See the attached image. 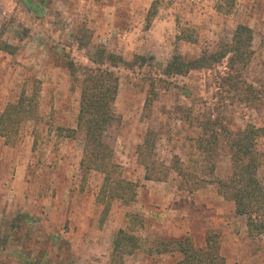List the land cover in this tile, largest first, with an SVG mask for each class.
<instances>
[{"label":"rangeland","instance_id":"rangeland-1","mask_svg":"<svg viewBox=\"0 0 264 264\" xmlns=\"http://www.w3.org/2000/svg\"><path fill=\"white\" fill-rule=\"evenodd\" d=\"M240 24L253 30L254 42L238 86L224 81L226 64L165 74L173 56L188 61L213 52ZM0 42L18 48L14 56L0 51V117L23 91L38 96V118L13 139L0 136V264H110L116 234L131 217L146 251L124 264H177L178 253L147 250L172 238L205 248L209 233L219 234L226 264H264V228L251 232L220 192L232 174L223 140L213 157L198 143L209 121L218 131L264 127V0L233 7L226 0H0ZM99 48L124 60L108 65L120 78V122L105 142L137 186L135 201H114L106 218L98 201L104 176L83 172L84 141L69 137L77 128L78 81L95 67ZM149 131L157 135L152 157L162 181H147L138 160ZM258 149L264 154V139ZM258 176L264 184V160ZM257 222L264 224V213Z\"/></svg>","mask_w":264,"mask_h":264},{"label":"trees","instance_id":"trees-1","mask_svg":"<svg viewBox=\"0 0 264 264\" xmlns=\"http://www.w3.org/2000/svg\"><path fill=\"white\" fill-rule=\"evenodd\" d=\"M233 7L235 0H226ZM254 42L253 30L244 24L235 29L232 39L220 42L213 52H204L199 58L184 60L181 55L173 56L165 69L167 76H186L194 71L212 70L226 64L227 72L224 81L229 85L238 86V79L244 69L251 63ZM0 51L14 56L18 48L11 44L0 42ZM142 63L147 59L142 58ZM95 67L89 69L82 80L77 128L70 130L69 137L82 136L84 141L81 169L85 173L96 171L104 176L98 201L105 207V217L114 201L130 205L135 201L136 184L126 180L119 167L113 163V151L105 142L109 129L120 122L115 113V102L120 87L119 76L108 68L124 64L122 57L109 53L105 48H99L95 54ZM75 76L74 70L72 71ZM226 75V76H225ZM236 84V85H235ZM37 92L31 96L23 91L18 102L9 104L0 117V136L7 140L13 139L25 122L38 118ZM154 92L147 98V110L152 106ZM212 121L202 124V137L199 149L209 157L216 153L217 145L223 140L229 154L232 174L220 181L221 194L235 205V214L247 217L248 228L262 231L263 222L259 225L257 219L264 213V184L260 181L258 171L264 160V154L258 149V142L264 139V127L248 125L237 131L222 128L215 129ZM156 133L149 131L143 143L138 147V160L144 167L147 181H162L165 179L163 169L153 160ZM181 171L176 163L173 166ZM137 220L131 217L129 227L121 229L116 234L110 264H124L126 257L137 252L146 251L141 239L135 235ZM8 239L2 240V246ZM220 237L217 233H209L206 237L205 248H197L189 238H172L156 243L154 249L147 250L150 255L175 254L182 255L177 264H226L220 254Z\"/></svg>","mask_w":264,"mask_h":264}]
</instances>
